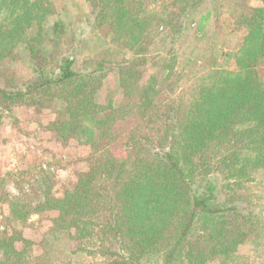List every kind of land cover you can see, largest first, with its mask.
<instances>
[{"label": "trees", "instance_id": "trees-1", "mask_svg": "<svg viewBox=\"0 0 264 264\" xmlns=\"http://www.w3.org/2000/svg\"><path fill=\"white\" fill-rule=\"evenodd\" d=\"M136 1L95 0V9L100 8L95 26L112 32L139 55L148 48L145 41L151 28L165 30L168 24L160 19L155 27L153 14L142 2L135 6ZM175 1L170 12L184 16L182 21L192 29L189 34L194 39L208 41L214 10L206 8L196 20L205 0H182L181 5ZM262 2L261 6L222 5L227 8L231 33L242 29L241 40L236 46L218 44L190 56L185 86H180L184 76L171 77L177 57L163 55L168 89L176 92L179 87L172 121H167L161 112L166 99L158 83L166 71L145 76L147 54L121 67L123 101L102 102L97 96V68L77 70L70 55L52 64L41 47L45 2L0 0V64L24 45L34 70L25 85L15 83V76L8 78L14 83L0 84V116L18 104L42 108L55 103L57 117L51 129L62 139L75 138L91 147L88 169L62 196L52 193L53 172L39 165L37 174L32 171L30 176V170L0 176V200L8 208L6 223L58 211L45 233L44 252L38 256L30 253L31 241L19 230L10 233V225L0 226V264H52L50 247L63 232L80 241L99 234L102 252L111 255L101 264H209L220 257L234 258L264 218V206L258 211L239 201L244 185L264 172ZM216 4L215 14H220ZM35 24L38 30L33 33ZM220 57L234 59L240 68L219 65ZM2 71L0 65V75ZM129 120L134 124L126 129L123 125ZM118 136L126 140L122 163L117 162L114 148ZM10 182L16 193L8 190ZM219 182L226 193L223 199ZM17 241L23 242L22 249ZM106 243H114L115 251L110 252Z\"/></svg>", "mask_w": 264, "mask_h": 264}, {"label": "rangeland", "instance_id": "rangeland-1", "mask_svg": "<svg viewBox=\"0 0 264 264\" xmlns=\"http://www.w3.org/2000/svg\"><path fill=\"white\" fill-rule=\"evenodd\" d=\"M43 1L45 6H48V11L42 22L41 37L43 42L41 47L47 50L49 60L54 64L59 57L70 55L74 57L77 70L89 71L97 68L98 98L102 102L107 98H112L116 104L123 101L119 74L121 67L128 60L147 54V62L143 65L147 73L145 76H147L153 71H166L163 67L164 61H161L163 55L172 56L174 59L177 57L178 62L171 77L176 79L178 75L184 76V81L180 82V86L183 87L189 82L187 79L191 69L186 68V65L190 56L201 51L213 50L212 46L218 44L236 46L241 40L242 29L231 33L228 25L230 19L226 13L227 8L222 5L241 3L261 6L263 4L262 0H216V2L205 0L201 9L195 14L196 20L206 8L213 9L214 16L207 27L210 38L208 41L206 39L202 41L194 39L189 34L192 29L186 28V23L182 21L184 16L181 17L178 13L170 12L175 10V0H138L135 6L139 7V3H144L147 12L153 14L155 27L159 26L160 19H163L162 24L167 23L168 27L165 30H162L161 27L158 30L151 28L149 37L145 41L148 42V48H144L143 52L141 51L137 55L123 45L112 32H105V29L101 31L100 26H95L97 11L100 10L97 7L95 9V0ZM178 1L181 5L182 0ZM215 3L220 7L218 10L220 14H215L217 13ZM56 23L60 24L58 32L55 31ZM172 24L175 26L173 27ZM37 30V24H35L31 31L35 33ZM26 50L24 45H20L16 50L18 54L1 62L0 65L3 67L0 75L1 85L14 83V79L8 81V78H14V76L15 83L19 86L25 85L31 80L34 70ZM170 51L171 54H169ZM218 63L226 68H240L234 59L227 61L224 57H220ZM191 68L196 69L195 67ZM167 73L169 72H164L163 77L158 79L163 91L162 97L166 99V107L162 108L161 112L164 113L165 120L172 121V109L175 105L173 99H175L179 87L176 92L168 89V80L165 79ZM185 81L186 84H184ZM57 109L55 103L42 108L18 104L9 114L5 113L0 116V176L9 171L24 170H30L27 173L30 176V174L33 175L32 171L37 174V171L40 170L39 166H42V168L50 169L53 172L55 184L52 193L62 196L65 188L75 183L78 175L88 169L91 154L90 145L75 138L62 139L51 129L50 125L57 117ZM133 124V120H129L124 123L123 127L130 129ZM116 141L114 144V148L117 149L116 159L118 163H122L126 158L123 145L126 140L122 141L121 136H118ZM36 165L39 166L35 167ZM7 188L12 193L17 192L12 182ZM218 192L220 199L226 197L223 182L218 183ZM241 192L244 193V197L239 199L241 205L250 204L259 211L264 206V172L257 173L255 180L246 183ZM7 211V204L0 200L1 228L8 224L10 233L13 229L19 230L23 237L31 241L29 244L30 253L34 256L41 255L44 252L45 233L53 226V219L58 216V211L47 210L33 213L25 221L15 220L6 223L4 217ZM100 239L99 234L93 233L80 241L63 232L50 247L52 264L103 263L111 255L107 250V254L102 252ZM16 245L18 249H22L24 246L21 241H17ZM109 246L110 252L115 251L114 243ZM209 264H264V218L259 220L252 236L239 246L234 258L225 260L220 257Z\"/></svg>", "mask_w": 264, "mask_h": 264}]
</instances>
